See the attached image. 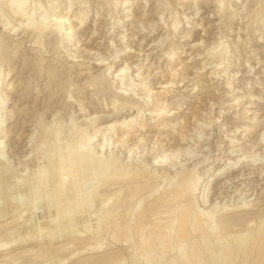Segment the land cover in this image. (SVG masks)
<instances>
[{
	"label": "rangeland",
	"instance_id": "1",
	"mask_svg": "<svg viewBox=\"0 0 264 264\" xmlns=\"http://www.w3.org/2000/svg\"><path fill=\"white\" fill-rule=\"evenodd\" d=\"M31 1L29 10L35 13L37 21L42 19L43 11L52 3L60 7L59 13L61 14H65L66 7L70 4L68 0H40V8L36 9L34 5L37 0L36 2ZM75 1L77 2L73 4V13L67 16L68 25L66 27L69 28L66 31L67 34L77 30L73 40L69 43L61 41L54 48L48 36L47 39H43L45 45L43 44L41 48L36 44L35 34L22 29V26L26 25L29 20L24 21L23 17L22 19L14 15V10L8 4V0H0V45L3 44L5 47L2 54L0 53V72L5 75L10 74L4 81L5 92L0 93L1 99L4 100L5 96H8L10 103L0 112V126H2V118L6 115L11 118V123L6 127L8 136L5 150L7 158L17 167V171L18 168L21 171L28 169L27 161L20 164V160L27 159V155L28 158L33 157L30 148L34 140L36 142L40 137H37L40 132L36 128V120L44 119L46 124H50L59 117L62 121L59 120V122L66 126L68 133H71L70 128L75 124L85 122L89 133L93 134L94 127L101 129L102 133L110 123L117 124V121L130 120L131 118H125L128 117L127 114L122 118L120 116L129 110L131 113L136 110L134 115L141 111L138 119L145 121V130L149 131L150 136L155 137L136 151L135 154L138 157H135L139 163L142 160L143 164L148 162L150 164L152 160L150 157L153 153L156 154L155 156L162 154L163 150L155 140L161 136L162 139L165 138L163 149L173 147L181 150L182 156L177 159L179 169H181V164L183 168L188 167L189 169L197 165L199 175L203 176L208 167L212 174L216 169L215 165L220 161V166L232 164V170L230 168L228 174L224 175L221 180L219 179L220 181H213L208 194L210 197L206 198L207 201L201 199L200 207L217 204L234 208L245 205L252 207L257 204L258 207L253 209L256 211L261 209L260 212L264 216V168L262 163L261 161L247 163L249 159L238 161L243 154L250 156L254 153L261 159L264 156V139L262 140L264 132V28L261 24L260 30H254V32V27L258 25L252 24L251 26V19L255 16L257 9L258 11L262 9L263 1L231 0L228 2L229 9L224 16H221L218 8L219 2L217 3L216 0H206V2L164 0L166 4L164 7H159L161 4L159 2L163 0H122L117 10L114 11L111 10V0H83L86 7L81 6V0ZM87 6L91 9L90 15L87 23L80 28L78 18L81 14L79 12L87 10ZM162 8L166 9L164 15H161L163 18L159 14ZM127 14L129 17L126 18ZM176 15L179 16L180 25L178 30H175L176 34H172L169 25ZM233 15L235 19L231 18ZM21 22H24V25H20ZM70 22L74 24H69ZM7 23L8 25L5 26ZM205 29L206 32L203 31ZM201 37H204L205 43L201 44ZM122 41L125 43H121ZM198 42H200L199 47H194V44ZM219 43H222L221 46L225 45V48L219 47L217 51L214 50ZM168 47L174 48L172 62L169 64L168 60L166 61L167 55H164ZM123 48L132 53L130 58H123L122 54L125 50ZM224 50L228 51L226 57ZM220 51L221 54H219ZM212 52L217 55H212ZM116 55L121 57H116ZM220 60H223L226 65L229 64L224 70L217 67ZM128 64L131 68L127 71L125 79H122V76L118 75L119 71ZM108 66L113 67L106 74ZM53 67H58L60 74L58 81H50L48 77ZM104 73L110 81L112 79L111 91L98 92L94 79ZM142 77H145L144 81L148 88L152 89L150 93L152 96L146 92L147 90L138 89L136 81ZM123 80L124 87L134 88L135 98L123 100L116 96L117 94L115 95V90H118ZM132 81L134 86H130ZM171 81L176 83L171 86L169 83ZM167 82L170 85L166 84ZM14 85L18 90L26 89L28 91L26 96L21 97L20 92L11 95L10 92ZM69 90L72 91V98H67L68 94L70 96ZM117 97L121 100L116 99ZM93 101H97L100 108H97L98 104L94 105ZM114 101L119 102L120 104L117 105H122L124 108H121L123 111L119 109L121 112L119 117L101 120L97 125H88L86 119L94 114L104 115L112 111ZM159 101L162 102L160 107H158ZM131 104L136 105L135 108L132 109ZM103 105H105L104 108H102ZM158 108H162L164 118L154 127L152 123L158 117L150 119L157 114L151 111ZM40 116H44L43 119L39 118ZM136 132L137 134L142 133L139 130ZM100 137L103 138V135ZM231 138L235 140L237 148L235 152L230 150ZM102 145L101 140L97 143V149L104 154L106 147L109 146L102 148ZM130 148H127L124 153L121 152L123 157L125 155L128 159L131 152L127 153V151ZM149 152L151 156L148 155ZM205 159H207L206 162ZM216 159L217 162L207 165ZM202 160L203 162L200 163L199 161ZM138 162L131 163V166L138 167ZM4 177L0 176V207L11 214L0 217V236L7 239L5 241L2 237L3 242L13 240L12 245L14 246L8 254H2L0 264H11L12 260H16L15 264H56L68 258L71 253H75V257L69 264H83L82 261L86 258H103L108 254H114L120 260L116 258L118 261L115 259L114 262L99 264L141 263L136 261L135 254H133L138 244L137 241H139L138 236L130 243L125 241L123 236L120 238L122 240L114 241L110 232L101 227L98 228L99 230L91 229L89 234L82 236L83 238L76 231H72V236L55 238V240L52 239L53 241L49 239V241H44L45 243L38 241V234L41 230L30 231L27 229V224L28 221L36 223L47 220L49 216V213L48 216L46 213L47 204L41 201L40 208L36 210L34 216H32L33 210L30 206L24 207L25 209L19 213L22 215L18 214L19 221H13L15 219L13 210L29 191V185L34 183L35 176L28 177L27 187L29 189L19 185L13 176ZM207 181L208 179L205 183L202 182L204 184L200 189L204 188ZM125 199L123 198L124 202ZM124 204L121 210L125 209ZM67 222L63 220L59 223L57 229L59 233L62 229L63 231L77 229L78 224L71 225V222H68L69 224ZM241 227L243 226L236 227V229ZM142 229L141 235L146 232L147 228L143 226ZM241 229L244 230V228ZM26 234L28 237L31 235V240L18 245L17 240H23ZM97 237L102 239L104 246L102 252L94 253L89 249L100 241ZM176 239L178 238L170 240L171 242L168 239L164 240L150 255L157 257L161 253L167 255L166 257L172 255V252L168 250L180 243V240L176 241ZM131 243L133 244L130 245Z\"/></svg>",
	"mask_w": 264,
	"mask_h": 264
},
{
	"label": "bare ground",
	"instance_id": "2",
	"mask_svg": "<svg viewBox=\"0 0 264 264\" xmlns=\"http://www.w3.org/2000/svg\"><path fill=\"white\" fill-rule=\"evenodd\" d=\"M30 1L31 0H8V4L13 8L14 15L20 16L21 18L23 17L24 19H22L24 21L27 19L29 20L27 24L25 23L26 25L23 24L24 22H21L22 24L20 25H24L22 26L23 30H29L31 34H35L37 37L36 44H38L39 47L42 48V46L45 45V41H43V39H47L48 36L54 48H56L57 45L61 43V41L69 43L71 40H73L77 30L73 32L68 31V34L66 33V31L69 30V28H66L68 25L67 16H69V14L73 11V4L77 1L68 0L70 1V4L68 7H66L67 10L64 12L65 14L59 13L60 7H57L55 3H52L43 11V15L41 16L42 19L40 21H37L35 13L29 10ZM34 1L36 2V0ZM198 1L206 2V0ZM216 1L217 3L219 2L218 8L220 9L219 11L221 12V16L227 14V10L229 9L228 2L231 0ZM262 1V9L259 11L257 9L255 16L253 14L254 17L251 19V26H253L252 24L258 25V27L255 26L256 28H252L253 31L260 30L259 26L261 24L264 28V0ZM81 2V6L86 7V3L83 0H81ZM121 3L122 0H111V10H117ZM159 3H161L159 7H164V5H166L164 0L163 2ZM40 4V0H37L36 5H34L35 8L37 9ZM229 5L231 6V4ZM165 10V8H162L161 11H159L160 16L164 15ZM90 11V7L87 6V10L84 9L79 12L81 14H79L80 16L78 18L80 28L87 23ZM125 17H129V15L127 14ZM178 17L179 16L176 15L169 25L171 27L170 30H172V34H176L175 32L179 28L180 21H178ZM234 17L235 15L231 16L232 19H235ZM69 24L74 23L70 22ZM117 24L119 25L118 22ZM6 25H8V23L5 24V26ZM203 31L206 32V29ZM203 40L204 37L202 40H200L201 44L203 42L205 43V40ZM200 42L195 43L194 47H199ZM121 43L125 42L122 41ZM221 44L222 43L216 45L214 50L217 51L219 47H222L223 49L225 45L221 46ZM4 49V45L1 44V54ZM124 49L125 48H123V50ZM173 50V47H168L164 51V55H167L166 61L168 60V64L172 62L171 59ZM224 51L226 57L228 55V51ZM219 54H221V51ZM122 55H124L123 58L125 57L128 59L132 53L125 49L124 54ZM212 55H217V53L215 54V52H212ZM119 56L116 55V57ZM223 56L224 53L222 54V57ZM228 65L229 64L226 65L223 60H220L217 67H220L218 69L224 70ZM222 66L224 67L222 68ZM112 67L113 66L106 67L105 73L107 74V72H109ZM57 68L53 67L50 69L48 76L50 81H58L60 78V74L58 73L59 70ZM130 68L131 66L129 64L125 65L121 71H119L120 74L118 75L122 76V79H125L128 74L127 71L130 70ZM105 73L94 79V84L98 92H106L107 90L111 91L112 79L110 81V78H108ZM9 75H5L3 72H0V93L5 92L3 89L5 83L4 81ZM144 79L145 77L140 78V80L136 81V85L139 87V90H147L146 92L150 94L152 89L148 88V85ZM133 81L130 86H134ZM175 81L169 82L171 86L176 83ZM91 83L93 84V82ZM169 83L167 82L166 84ZM124 84V80L121 81V86L118 87V90H115L116 92L114 91L115 95L117 94L116 96H119L121 99L123 98V100H127V98H135V95L133 94L134 88L132 87L130 89L129 86L126 88L124 87ZM229 84L231 85V83ZM16 87L15 85L12 87L10 92L11 95L15 94L16 92H20L21 97L26 96L28 93L26 89L18 90ZM71 92L70 96L68 94L67 98H72ZM120 98L117 97L116 99ZM118 103L117 101H114L111 108L112 111H108L104 115L94 114V116L91 118L86 119V121L88 120V125H97L101 122V120L115 119L116 117H119V113H121L119 109L122 110L124 108H122V105H117ZM161 103L162 102L159 101L158 107H160L159 105ZM93 104L95 105L98 103L97 101H93ZM6 105H10L8 96H5L4 100H2L0 97V112L3 111V108H5ZM104 106L105 105H103L102 108H104ZM135 106L136 105L133 104L132 107H130L133 109ZM97 108H100L99 104L97 105ZM161 110L162 108H158L151 111V113L157 112V114H154L150 119L153 120L155 117H158L154 122L151 120L153 122L151 123L154 127L161 119L164 118V113H162ZM129 111L123 113L120 118L127 114L128 117L125 118H131L130 120L128 119V121L123 120L120 122L117 121V124L110 123L102 133L101 129L94 127L93 134L89 133L86 127L87 124L85 122L82 124H75L74 122L75 125L70 128L71 133H68L66 126L61 123L62 121L57 115L56 117L58 118L54 119L52 121L53 123L51 122L50 124H46L42 118L44 116H40L39 118H42L43 120L38 118L39 120H36L35 125L37 126L36 128L39 130L41 135L37 131L39 133L37 137L40 136L39 140L36 139V142L35 140L33 143L31 142L32 147L30 149L31 152H33V157L28 158L27 155V159H22L19 162L21 164L23 161H27L26 165H28V169L24 171L19 170V168L17 171V167H15L14 164H11L10 160L7 158L8 156L5 150L7 143L6 138L8 136L6 127L9 123H11V118L7 117V115L2 118V126H0L1 178L4 176V178L13 176V179L16 178L19 185L27 187L28 179L31 178L32 175L35 176L34 183L30 184L29 182L30 189L27 187L29 189L27 194L25 196L21 195L24 197L20 201V204L17 205L14 210L12 208L15 213V219H13V221H19L18 214L25 209L24 207L27 208V206L32 208L33 212L31 213L32 216H34L36 210L40 208L39 205L41 201H43L44 204L48 205V207L46 206V208L49 210L46 211L47 216L49 213L47 220L37 221L36 223H30V221H28L27 224V229L30 231L35 230L37 232V230H41V232L38 234V241L46 242L49 241V239L55 240V238L59 239L60 237H66L67 235L72 236V231H76L79 233L78 235L84 237L89 234L88 232L91 229H98L101 227V229L110 232V236L114 241H118L123 236L125 237V241L130 243L133 240L135 241L136 237L138 236V244L136 245L135 250H133L134 253L132 251L131 252L135 254L136 261L141 262L140 264H264V216H262V212H260L261 209H257L258 211L253 209L257 206V204L256 206L254 205L252 207L245 205L236 206L234 208H228L227 206H220L217 204L204 206L203 208L200 207L201 199L202 201H207L206 198L210 197L208 194L210 192L209 189L214 183L213 181H217L219 179L221 180L224 175L228 174V171H230L229 169L231 168L232 170V164L229 165L228 163L224 166H220V161L217 165H215L216 169L212 174L209 172L210 167H208L206 168L203 176L199 175L196 169L197 165H195L194 168L189 169L188 167L183 168L181 164V169H179L180 167H177V159L182 156L181 150L174 149L173 147L163 149L165 147V138L162 139L161 136L157 137L155 140H157L156 144L161 146V150H163L162 154L155 156L156 154L154 155L152 152V155L151 152H149L148 155H152L150 157L152 159L150 160V164L149 162L143 164L142 160H140L139 163V160H136V157H138L135 154L136 151L143 147L146 142H148V140L155 137L150 136L149 131L145 130V121L138 119L139 113L141 111L138 112L137 115H134L136 110L132 113ZM59 120L61 122H59ZM138 130L142 133L137 134L136 131ZM161 134L162 133H160V135ZM101 135H103V138L100 137ZM263 139L264 132L262 135V140ZM101 140L103 141L102 148L109 146L106 147L104 154L99 152L100 150L97 149V143ZM129 147L131 148L127 151V153H131L128 155L127 159L125 158V155L123 157L121 152L124 153ZM115 149L117 151H115ZM236 149L235 140L231 138L230 150L235 152ZM144 155L143 157L147 156ZM243 159H249V162L247 163H250V161H261L264 168V156L261 159L258 158L254 153L250 156L243 154L240 156L238 161H242ZM135 161L136 163H139L137 165L138 167L131 166V163H134ZM144 161L147 162L148 160ZM204 161L206 162L207 159ZM199 162L201 163L203 160ZM215 162H217V159L209 162L207 165ZM238 163L239 162H237V164ZM162 170L165 171L162 172ZM206 179H208V181L204 185V188L200 189L205 183ZM202 182L204 183L202 184ZM31 185H33L32 188ZM110 188L112 190H110ZM9 196L12 197V195ZM123 198L125 199V202ZM10 199L12 201V198ZM123 203H125V209L121 210L120 208L123 207ZM91 209L93 210L91 211ZM13 211L11 212L13 213ZM8 213L6 210H4V208L0 207V217L5 216ZM63 220L71 222V225L78 224V226H80H76V230L65 229L63 231L62 229V231L59 233V230L57 229L59 227V223L63 222ZM67 226L69 227V225ZM143 226L144 228H147V230L141 235L143 232ZM239 226H243L241 228H244V230L241 228L236 229V227ZM28 233L29 232H27V234ZM27 234L23 240H17L18 245L28 243L31 240V235L28 237ZM78 235L75 236L77 237ZM75 236L73 237L74 240ZM2 237L3 236L1 235L0 257L2 254H8V252H10L9 250L14 246V244L12 245L13 240L9 242H3L7 239L3 237V240ZM175 238H178L176 241L180 240V243L176 247H172L170 250H168V252H172V255L168 257H166L167 255L164 253H161L159 257L156 255V257L150 255V253L152 254L155 248L164 240L168 239L169 241H172ZM97 239L100 241L92 245L89 249L94 253L102 252L104 246L102 239H99L98 237ZM132 244L133 243L130 245ZM131 248L132 247H130V249ZM61 249H63V247H61ZM74 255L75 253H71L68 258L63 259L56 264H69L74 259ZM116 258V255L108 254L103 258H86V260L82 261V263H110V261L114 262ZM15 263L16 260L11 261V264Z\"/></svg>",
	"mask_w": 264,
	"mask_h": 264
}]
</instances>
